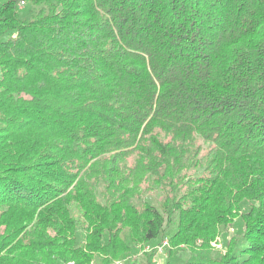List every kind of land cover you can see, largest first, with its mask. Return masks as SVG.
Masks as SVG:
<instances>
[{"label":"trees","instance_id":"trees-1","mask_svg":"<svg viewBox=\"0 0 264 264\" xmlns=\"http://www.w3.org/2000/svg\"><path fill=\"white\" fill-rule=\"evenodd\" d=\"M155 244L264 264V0H0V264Z\"/></svg>","mask_w":264,"mask_h":264},{"label":"rangeland","instance_id":"rangeland-1","mask_svg":"<svg viewBox=\"0 0 264 264\" xmlns=\"http://www.w3.org/2000/svg\"><path fill=\"white\" fill-rule=\"evenodd\" d=\"M147 200L149 202H151L152 204H154V200L152 197H148ZM226 234V239L229 238V236L233 233V230L232 228H229L227 230H225L224 232ZM164 241V240H163ZM221 242H223L224 240L222 238H218V241L215 245L219 244ZM158 247H159V244H155L153 245V248L152 246H137L135 248V251L134 253L132 254V258H135L136 259V262L139 264V263H145L147 261V259L149 258L152 262H161L165 255H166V250L164 249L162 251V253L158 252ZM155 248H156V251H155ZM213 249H215L216 251L222 253V251L224 250V245L217 247V246H213ZM152 253V254H151ZM148 254H151L150 256H148ZM124 264V262H118V264Z\"/></svg>","mask_w":264,"mask_h":264},{"label":"built area","instance_id":"built-area-1","mask_svg":"<svg viewBox=\"0 0 264 264\" xmlns=\"http://www.w3.org/2000/svg\"><path fill=\"white\" fill-rule=\"evenodd\" d=\"M216 243H217V242H216ZM216 243L213 242L212 244H213L214 246H217V247H219L220 244H221V243H219V244L215 245ZM164 244H166V241L163 242V245H164ZM158 252H162V247H161V246L158 247Z\"/></svg>","mask_w":264,"mask_h":264}]
</instances>
